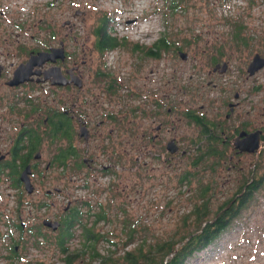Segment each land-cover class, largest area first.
<instances>
[{
	"label": "rangeland",
	"instance_id": "1",
	"mask_svg": "<svg viewBox=\"0 0 264 264\" xmlns=\"http://www.w3.org/2000/svg\"><path fill=\"white\" fill-rule=\"evenodd\" d=\"M40 1V4H44L42 16L45 24L51 18L54 23L58 21L59 28H62L61 24L66 20L74 23L79 46L87 47L94 39L92 31L106 21V31L118 41L124 40L126 43L122 50L107 55L108 65L116 76L122 75L127 88L132 84L152 92L147 101L141 100L142 96L140 99L134 95L132 98L124 97V109L141 102L147 104L146 109L151 108L154 99L161 100L163 104L171 102L178 109L171 117L174 125L172 133L177 138L181 137L176 140H179L183 150L193 149L191 140L197 136L195 126L180 114L185 110L202 111L210 123L223 124L226 123L224 115L230 109L228 103H234L233 97L237 94L242 103V111L240 108L238 110L241 118L237 120H242L245 117L243 113L250 110L252 128L258 123H264V67L253 77L247 78L246 73L255 55L259 54L264 59V0ZM237 28L242 30L240 37L235 38ZM97 36L100 39L99 33ZM163 37L171 42V51L163 53L161 50L158 60L140 57L131 51L136 44L150 49ZM136 49L141 51L140 48ZM182 54L185 59H182ZM213 58L220 64L228 63L229 68L224 74L211 71L215 63L212 62ZM133 91L129 88L123 92L126 96ZM0 114H3V110ZM152 120L156 121L155 124L159 121L158 118ZM150 121L139 119L140 131ZM14 129L11 127L10 132ZM3 130L9 137L8 128ZM0 146L6 149V140ZM124 149L128 150L126 143ZM158 149L155 146V151ZM129 151L130 155L140 157L137 183L129 172L119 178L102 177L97 182L83 178L77 181L76 187L65 185L70 187L71 199L77 200L75 209L84 217L89 207V213L93 216L100 206L103 207L109 220L101 223L97 231L104 233L112 230L108 237L118 243L116 247L119 249L124 236V219L129 220V223L139 221L138 224L152 225L155 234L170 236L183 230L181 218L196 205L201 185L209 186L210 195L214 194L210 200L211 217L237 194L233 183L227 180L228 172L225 169L219 168L218 173L212 172L220 165L212 157L203 159L197 165L196 156L192 152L184 158L174 159L172 165L168 166L157 156L146 154V150H141L139 154ZM166 153L163 149L164 157ZM47 155L45 151L44 156ZM144 162L148 163L146 167L143 166ZM250 162L253 168L249 174L259 177L264 173L263 153L257 160L255 156L251 157ZM186 174L189 181H180ZM33 182L36 193L30 197L23 190L20 192L10 188L8 181H0V264H60L61 255L54 240L57 232L47 230L41 222L43 219L52 220L60 216L58 213L61 210L50 206L37 208L44 191L51 186L38 184L36 177ZM51 183L55 182L51 180ZM21 193L23 195L20 197ZM63 199V196L54 195L51 198L44 196L42 201L61 203ZM189 220L191 224V218ZM6 222L10 223V228H7ZM11 222L15 225L23 223L25 227L20 232L14 229ZM186 229L192 230V226ZM38 231L43 237L34 240ZM79 233V229L74 230L75 236ZM45 239L49 242L44 243ZM35 241L42 242L39 249L33 247ZM79 246V238H75L71 249H78ZM13 247H17L19 255L12 261L9 258L14 257L10 254ZM116 247H109L108 250L114 251ZM107 248V245L101 244V251ZM123 250H117V255ZM186 264H264V183L251 199L248 208L240 211V216L220 239L207 250L197 253Z\"/></svg>",
	"mask_w": 264,
	"mask_h": 264
},
{
	"label": "flooded vegetation",
	"instance_id": "2",
	"mask_svg": "<svg viewBox=\"0 0 264 264\" xmlns=\"http://www.w3.org/2000/svg\"><path fill=\"white\" fill-rule=\"evenodd\" d=\"M40 2L0 0V111L3 110V114H0L3 122L0 124V145L5 140L7 142L6 149L0 146V172L2 179L10 185L9 177L14 173L20 192L23 190L30 197L36 193L33 182L35 177L38 184L51 186L44 191L45 197L63 196L61 203L42 201L44 196H41L37 208L50 206L61 210L58 213L60 216L52 220L43 219L41 225L52 231L43 225V221L58 223L57 230L52 231L56 233L65 216L75 208L77 200L71 199L70 187L65 185L76 187L77 181L83 178L97 182L102 177L119 178L129 172L137 183L140 157L130 155L129 149L130 153L134 151L137 154L146 150V154L157 156L168 166L172 165L174 159L184 158L194 152L195 164L198 165L203 160H199L202 157L199 145H204L207 139H210L208 144L214 145L216 150L211 157L220 162L212 172L218 173L219 168L225 169L228 172L227 180L233 183L234 192H237L223 204V208L227 211L238 205L241 195L256 181L255 176L258 177L248 173L253 168L251 157L255 156L257 160L264 154V123H258L252 128L250 110L243 113L245 117L242 120H237L241 118L238 110L242 104L238 95L234 94V103H228L230 109L224 115L226 123L223 124L210 123L202 111L195 109L180 112L197 129V136L191 140L194 148L183 150L179 140H176L181 137L177 138L172 133L174 125L171 117L178 109L171 102L163 104L161 100L154 99L151 108L146 109L147 104L141 102L124 109V97L132 98L134 95L140 99L142 96L141 100L147 101L152 94L151 90L129 84L131 86L128 87L134 91L125 96L123 91L129 89L125 86V79L121 78V74L118 76L116 73V76L108 65L107 55L122 50L126 46L123 45L125 41L121 40L111 48L99 40L97 34L100 28H95L92 31V42L87 47L79 46L74 23L66 20L61 24L62 28H59L58 21L54 23L51 18L45 24L42 16L44 4ZM167 45L163 53L171 51V42L167 41ZM131 51L140 57L159 59V56L150 54V49L137 44ZM151 51L154 52V49ZM39 53L49 55L42 65H36L39 61L35 57ZM27 62L34 65L31 72L38 73L17 86L7 85L15 70ZM212 62H215L211 70L213 73L221 75L229 68L227 62L220 64L216 58ZM247 70V78L259 72L249 76ZM250 94L251 91L249 97ZM155 118L159 119L157 124L152 120ZM139 119L151 121L142 126L145 129L140 131ZM206 124L210 126V138L204 136ZM11 127L15 128L12 133ZM4 128H8L9 137ZM252 134H258L259 145L256 151L248 152L253 142L249 138ZM125 143L128 150L124 149ZM155 146L160 148L158 152ZM163 149L167 151L165 157ZM45 151L47 156H44ZM147 165L144 162L143 166ZM27 167L33 187L31 193H27L20 181ZM259 176L264 177V173ZM51 180L55 183H51ZM182 180L183 177L180 178ZM20 225L24 229V224Z\"/></svg>",
	"mask_w": 264,
	"mask_h": 264
},
{
	"label": "trees",
	"instance_id": "3",
	"mask_svg": "<svg viewBox=\"0 0 264 264\" xmlns=\"http://www.w3.org/2000/svg\"><path fill=\"white\" fill-rule=\"evenodd\" d=\"M172 4L174 5V2H172ZM99 28L102 31L99 33V40L103 41L111 48L119 43L116 38L112 37L106 31V21H103ZM241 30L242 28H237V36L235 38L240 37ZM122 41L124 42V40ZM125 44L126 43L123 45ZM166 47H168L167 40L163 37L154 44L152 48H150V54L158 57L161 50ZM152 49H154V52L151 51ZM175 49L178 50V48ZM206 126L207 129H204V136L206 138L207 135V138H210L211 132L208 129L210 126L208 127V124H206ZM208 140L210 139L205 140L204 145H199L202 152V157L199 160L210 158L216 151L214 145H210V143L208 144ZM35 145H37V143H35ZM12 170L14 172V169ZM188 177L189 176L186 174L183 177V180L189 181ZM1 180L2 176L0 172V181ZM254 180L256 181L247 187L246 193L241 195L238 205L232 206L229 210L224 211L223 213L221 212L224 210L222 207L213 217H211L212 211L210 200L214 194L210 195L211 188L209 186L202 187L201 185L199 188V185L201 184L199 183L196 205H193L189 213L181 218V228H183V230H178L170 236L167 234H155L152 225L146 223L144 225L138 224L139 221L129 223V220L124 219L122 223V235L124 236L121 240L122 245L120 248L124 250L120 255H117V250H120L116 247L118 243L113 242L112 239L108 237V233L112 234V230L104 233L102 231H97V227L101 223H107L109 220V217L107 216L108 214L103 207L100 206L94 216L89 213L91 209V207H89L88 214L85 215V217L80 211L74 208L65 216L60 229L57 231V237L54 239L57 246L56 249L61 255L60 264H166L173 256L174 251L185 243L186 244L178 250L169 264H186V262L194 258L197 253L205 251L213 246L215 242L220 239L222 234L231 227L232 222L240 216V211L248 208L251 199L258 193L264 183L263 177L261 176H255ZM9 181L11 183L10 186L13 189L20 191L14 173L9 177ZM21 196L22 195L20 194V197ZM17 202L22 204L19 199H17ZM190 218L191 224L189 223ZM11 224L14 226V229L22 232L21 225H15L13 222H11ZM5 225L7 228L11 227L8 222H6ZM189 226H192V230L186 229V227ZM205 227L206 229L200 234ZM75 229H79L80 231L78 236L74 235ZM38 237H43L39 231L33 238L34 240H38ZM75 238H79L80 246L78 249H71V243ZM46 242H49V240L45 239L44 243ZM41 244V241H35L33 247L39 249ZM101 244L108 246L104 252L101 251ZM131 246L132 248L128 249V247ZM109 247H116V249L111 251L108 250ZM10 254H13L14 256L9 258L12 261L19 255L15 250V247L10 249ZM20 260L23 259L20 258ZM52 264L55 263L53 262Z\"/></svg>",
	"mask_w": 264,
	"mask_h": 264
},
{
	"label": "water",
	"instance_id": "4",
	"mask_svg": "<svg viewBox=\"0 0 264 264\" xmlns=\"http://www.w3.org/2000/svg\"><path fill=\"white\" fill-rule=\"evenodd\" d=\"M49 55L46 53H39L37 55V57H35V60H38V64L36 65H42L43 63L46 62V57H48ZM44 58V59H43ZM182 59H185V55L182 54ZM34 67L33 64H31L30 62H27L26 64L24 65H21L19 66L15 72H14V76L12 78V80H10L8 82L7 85L9 86H17L21 83H24L25 81H29V77L35 73H38V72H35V73H32L31 72V69ZM264 67V59L263 58H260L259 55H255L252 59V62L250 63L249 67H248V74L249 76H253L257 71H259L260 69H262ZM249 138L251 140H253V142L251 143V149H248L247 151L248 152H254L258 149V145H259V137H258V134H252L251 136H249ZM253 145V146H252ZM29 167H27L21 174L20 176V181L24 184L25 186V190L27 191V193H31L32 190H33V187L29 181ZM221 217V216H220ZM219 217V218H220ZM215 223V222H214ZM43 225L45 227H48L50 229H52V231H56L57 230V227H58V223L56 222H51V221H43ZM209 225H212V224H209ZM208 226V225H207ZM206 226V227H207ZM206 227L200 232V234L206 229ZM198 236V235H197ZM193 239V238H192ZM191 239V240H192ZM190 240V241H191ZM189 242V241H188ZM187 242V243H188ZM186 244V243H185ZM184 244V245H185ZM182 245V246H184ZM178 247L175 251H174V254L173 256L167 261L166 264H169L171 262V260L174 258V256L176 255V253L178 252V250L182 247ZM15 249H17V247H15Z\"/></svg>",
	"mask_w": 264,
	"mask_h": 264
}]
</instances>
